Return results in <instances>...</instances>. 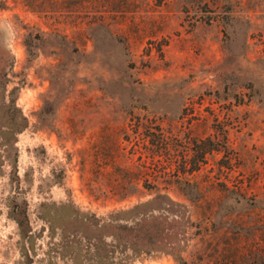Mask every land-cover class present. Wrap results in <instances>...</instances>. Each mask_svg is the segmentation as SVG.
Listing matches in <instances>:
<instances>
[{"label":"rangeland","instance_id":"rangeland-1","mask_svg":"<svg viewBox=\"0 0 264 264\" xmlns=\"http://www.w3.org/2000/svg\"><path fill=\"white\" fill-rule=\"evenodd\" d=\"M4 1L0 264H264V0Z\"/></svg>","mask_w":264,"mask_h":264},{"label":"trees","instance_id":"trees-1","mask_svg":"<svg viewBox=\"0 0 264 264\" xmlns=\"http://www.w3.org/2000/svg\"><path fill=\"white\" fill-rule=\"evenodd\" d=\"M5 4L4 0H0V8H2V6ZM162 140V139H161ZM163 141V140H162Z\"/></svg>","mask_w":264,"mask_h":264}]
</instances>
